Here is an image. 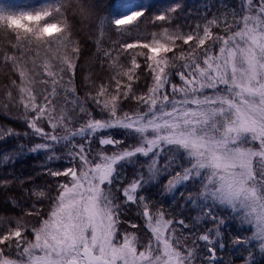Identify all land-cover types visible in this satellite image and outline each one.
<instances>
[{"label": "snow or ice", "instance_id": "6c2138e0", "mask_svg": "<svg viewBox=\"0 0 264 264\" xmlns=\"http://www.w3.org/2000/svg\"><path fill=\"white\" fill-rule=\"evenodd\" d=\"M149 7L110 0L97 26L101 38L139 31ZM181 7L157 9L153 27L167 26L143 40L104 49L97 39L94 55L111 75L99 85L85 76L81 97L82 45L70 13L88 27L92 7L0 0V67L19 77L0 106L7 115L22 109L14 118L25 126L0 125V142L34 141L0 147V167L43 154L36 175L46 177L37 184L36 176L13 172L0 180V188H20L21 197L7 203L22 209L0 214V264H217L233 220L239 231L252 229L232 240L248 250L244 264H256L253 241L264 258V0H239L220 15L205 13L203 23L172 27ZM141 82L146 91L138 92ZM165 176L162 195L197 210L191 220L148 194ZM133 206L142 225L126 218ZM206 223L212 227L201 231Z\"/></svg>", "mask_w": 264, "mask_h": 264}, {"label": "trees", "instance_id": "16d2710c", "mask_svg": "<svg viewBox=\"0 0 264 264\" xmlns=\"http://www.w3.org/2000/svg\"><path fill=\"white\" fill-rule=\"evenodd\" d=\"M11 3L16 4H23V3H31L32 0H9ZM83 2L87 5H90L92 7V17L93 21L90 26L85 27V24L88 22L85 21L84 24H81V16L79 13H70V19L72 17H75V26L73 28L74 38L79 39L81 45H82V54L79 59V67L77 69L76 73V84L78 86L79 95L81 97L84 96V77L87 75H91V78L95 81L97 85L101 81H106L111 73L108 70V64L107 61H105V66L103 69H101L100 66V59L95 57V53L97 51L96 48V40L100 39L102 46L104 49H108L112 46L113 41H120L123 43H135L137 40H143L144 33H151L152 31H158L161 26H167L164 25V22H156V27H153L152 19L153 15L157 12V9H163L164 7H167L169 5H173L175 3L181 4V9L177 11L175 14L176 19L171 25L172 27H175L176 24H187L189 26L194 25L197 21H200L203 23V17L205 13L207 14V18H211L214 14L220 15L229 9L236 7L239 3V0H141L143 4L146 6H150L148 8V11L146 13V17L141 21L139 25V31L136 29L132 30V34L130 36H119L114 31L107 32L102 38L100 36L99 30H98V24L99 19L103 17L104 10L110 3V0H83ZM222 5H227L228 8H224ZM187 30V28L185 29ZM214 31H220L219 29H214ZM43 53H41V58H43ZM103 53H100V56L102 57ZM122 63L127 64V60H122ZM31 66V65H29ZM12 79H16L19 81V77L11 71V66L8 67H0V105L3 103H6V96L5 93L7 90H9L10 87V81ZM13 91V95L16 96V89H11ZM137 91H146L145 85L141 82L139 88ZM127 107V105H126ZM23 114L22 109L12 108L10 115H7L4 113V109L2 106H0V125L7 127H12L18 131L23 132L25 130V126L14 117H19ZM34 141L26 140L23 137H21L19 140L16 138H11L7 140L6 143L0 142V147L3 149H12L17 146L19 143H24L26 145H31ZM45 160V156L43 154L39 155H26L21 160L17 161L15 164H5L2 167H0V180L2 179H12V176L10 173H15L17 176H36V183L42 184L44 182V179L46 177L37 176L36 174L41 171V168L39 165H41ZM132 168L129 167L127 169V180L131 178L132 174ZM166 178V176L164 177ZM164 180V179H163ZM162 179L160 180L159 184L155 187L149 188V193L151 195V198L157 202V206L159 207L160 204L171 206L175 211L181 212L179 208L176 207V202H174L171 199L170 195V201L169 203L165 201L163 193V187L162 182H164ZM28 187H31V185H27ZM177 200H179V193L176 195ZM9 197H15L19 199L21 197V191L20 188L17 185H13L12 187H9L7 189L0 188V214H8V215H16L19 216L22 209L21 208H15L13 209L12 205L10 203H7ZM31 201H29V204ZM39 207V205H38ZM43 207L45 210L48 207L47 202H44ZM135 206L132 207V209L129 211L127 215V219L134 220L137 223L140 222V218L135 216ZM185 217L188 219L191 218V214L183 213ZM193 218V217H192ZM27 219H33V218H27ZM126 226V225H123ZM211 224H204L201 228V231H203L204 228L210 227ZM127 227V226H126ZM233 229V223L231 221V227L228 229L223 230V240L226 242L224 249L219 251L221 254V258L217 261V264H240L241 261H244L245 257H247L246 254H248V250L245 246L238 251L237 249L230 248L228 250L227 245H231L232 240L234 238L232 234ZM144 230V229H143ZM145 231V230H144ZM145 231L143 234H146ZM235 234V233H234ZM228 239L230 241H228ZM242 247V246H241ZM219 249V248H218ZM250 250L258 254L254 256L256 264H264V258H262L259 255V251L256 248L255 245L250 246ZM202 253L206 254L205 249H202ZM197 264H201L200 260H198ZM206 264V262H205Z\"/></svg>", "mask_w": 264, "mask_h": 264}, {"label": "rangeland", "instance_id": "374dc122", "mask_svg": "<svg viewBox=\"0 0 264 264\" xmlns=\"http://www.w3.org/2000/svg\"><path fill=\"white\" fill-rule=\"evenodd\" d=\"M219 1H222V0H219ZM78 126V125H77ZM255 147H258V145H255ZM58 151L59 152H63V147L62 146H58ZM132 171H133V169H132ZM132 174H133V172H132ZM133 178V175L131 176V178L129 179V180H131ZM164 182H162V187L164 186V184L167 182V179H168V177H166V178H164V177H162L161 178ZM163 190V189H162ZM178 194V193H177ZM176 194V195H177ZM185 194H187V193H185ZM170 195L171 194H168V199H165V201L166 202H168L169 203V201H170ZM180 203H182V201H179ZM164 207L165 208H168V209H173L171 206L169 207L168 205H164ZM179 209H181V208H179ZM181 212H183V213H186V214H191V218H189V220H191L192 219V217H195L196 215H197V210H194V209H192V207L191 206H189L188 208H183V209H181L180 210ZM226 215L228 214V213H225ZM134 221V220H133ZM232 223H233V229H232V234H233V236L234 237H237V236H239V237H241V238H243V237H248V236H251L252 235V229L250 228V227H248V226H243L244 227V230H242V231H239L238 229H240V224H239V222L238 221H236V220H233L232 221ZM139 224H143V220H140V222H139ZM122 227H126V226H123L122 225ZM210 227H212V225L210 226ZM207 228V227H206ZM226 229H228V228H226ZM130 231H131V229H129ZM146 232H147V230L146 229H144ZM143 230V232H142V234L145 232ZM235 233V234H234ZM146 235L147 236H150L151 235V233L150 232H147L146 233ZM228 241H230L229 239H228ZM189 243H190V241H189ZM225 244H226V242H224ZM232 243V242H231ZM251 245H255L256 246V248L258 249V244L255 242V241H253L252 243H251ZM242 246V247H241ZM243 246L244 245H239V246H233L232 244L231 245H227V248H228V250L230 249V248H234V249H237L238 251H240L241 249H245V248H243ZM219 249L217 248V259L219 260L220 258H221V254L222 253H219ZM205 252H206V249H205ZM255 254L257 255L258 253L257 252H255L254 253V256H255ZM246 255H248V254H246ZM260 255V254H259ZM217 260V261H218ZM197 262H198V260H197ZM240 264H244V261H241L240 262Z\"/></svg>", "mask_w": 264, "mask_h": 264}]
</instances>
